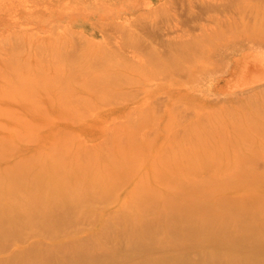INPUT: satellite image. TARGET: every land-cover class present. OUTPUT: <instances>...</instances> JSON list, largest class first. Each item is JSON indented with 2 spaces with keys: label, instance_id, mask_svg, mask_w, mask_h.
Listing matches in <instances>:
<instances>
[{
  "label": "rangeland",
  "instance_id": "obj_1",
  "mask_svg": "<svg viewBox=\"0 0 264 264\" xmlns=\"http://www.w3.org/2000/svg\"><path fill=\"white\" fill-rule=\"evenodd\" d=\"M164 150L175 174L147 194L139 176L158 179L149 168ZM0 152V169L70 157L116 167L108 195L63 191L65 223L0 234V264H77L81 249L106 264L197 257L171 241L188 232L143 222L210 221L202 206L264 197V0H0ZM243 183L255 189L232 186Z\"/></svg>",
  "mask_w": 264,
  "mask_h": 264
},
{
  "label": "bare ground",
  "instance_id": "obj_2",
  "mask_svg": "<svg viewBox=\"0 0 264 264\" xmlns=\"http://www.w3.org/2000/svg\"><path fill=\"white\" fill-rule=\"evenodd\" d=\"M180 151L181 158L179 159H181V161H189L196 157L195 151ZM164 152L166 154H164ZM157 157L158 156H156L155 161H152V163L155 162L156 165L153 164L154 166L152 165L149 169L153 168L151 169L152 171H157L158 174L155 175L158 176V179L154 180V178H152L151 180L150 175H148L149 178L147 179L148 176L146 173V175L141 174L139 176V178H143L140 180L141 182L138 181L139 186L141 189H146L147 194L149 192H155V194L158 195L156 189L151 188L150 184H153L154 181L163 183L175 174L174 168L176 166L172 163L175 162V156L173 157L169 155L168 152L164 150L161 156ZM73 158L70 157V159L65 160L61 159L60 161H58V159L54 160L49 158L36 160V158L34 162L36 165H29L28 169L20 167L18 165L20 162L12 164L4 169H0L1 235H6V233L10 232V229L27 224H41L43 226L46 225L47 227L49 225L54 227V225L58 226L61 223H65L67 218L62 219L61 215L64 214L65 216H68L70 214L66 211L68 197L64 196L63 191L65 190H70L74 196L76 193L78 195L84 193L90 196V193H92L91 191L94 190L92 196H95L94 194L104 195L107 193L108 195V193L114 189L113 186L110 187L109 185L110 182H113V177H115L113 170L115 171L116 167L114 168V165L110 164V167L101 165L102 168L97 172V170L74 162L75 160ZM31 160L34 159L32 158ZM91 160L92 159H90V162ZM164 160L165 163L163 162ZM159 162L162 165L159 164ZM136 166L137 165L133 167V173H137ZM155 175H152V177H155ZM177 179L180 178L178 177ZM75 183L77 186L74 185ZM199 183L205 187L208 185L207 180L199 181ZM243 184H233L232 186H235L234 189L244 193L242 189L245 186L249 188L251 186L246 185L247 183ZM226 186L224 187L226 188ZM72 187L79 188L74 191ZM190 187L192 188V186ZM251 188L254 187L252 186ZM208 189L217 192L223 188L217 187L215 189ZM250 190L252 189L247 191ZM171 191L172 190H168L166 193H173ZM188 191L194 198L198 195L193 188L188 189ZM255 194L256 193L253 194V197H247L248 200H245V205L241 209L235 207L240 206L241 204H234V200L231 199L226 200L224 203H221L222 201L219 203L212 202L209 207L202 206L201 208L203 210L206 209V213L211 219L210 221L202 217L192 219V216H188V219L182 220V216H179L176 222L170 221L167 218L166 222L160 220L144 221L143 223L145 226L142 227V229L148 231L151 226V229H154L156 233L161 231L173 233L179 231L188 232L185 239L179 237L178 239H171V241L174 245L184 246L188 252L197 253L198 256L193 258L187 257V260L177 261L174 264H264V257H259L260 255L264 256V234H259L261 230L264 232V214L263 216H260L261 212L254 211L256 210L254 205L264 204V197ZM70 198H73V196H70ZM29 208H33L34 210L29 211ZM62 209L64 210L63 212ZM241 210H243L241 218L235 217V215ZM258 219L260 223L257 225L255 221ZM243 225V228H239ZM257 227L258 229L260 228V231L257 230ZM205 231L206 233L203 234ZM197 234H203V237H199ZM55 239L59 243L65 239H72V237L68 236L60 238L57 236ZM143 245L145 246V244ZM100 247L102 248L103 246H97V248ZM88 254V249H81L79 253L74 256L73 262L76 261L77 264H106L108 261V258L104 256L97 260L87 259ZM102 254L106 255L104 252H102ZM24 259L25 258L21 257L15 258V264H53V261L48 258L39 262L27 261ZM80 260L82 262L86 261V263H80ZM157 264L162 263L158 261Z\"/></svg>",
  "mask_w": 264,
  "mask_h": 264
}]
</instances>
